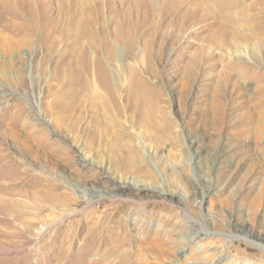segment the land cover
<instances>
[{"label": "rangeland", "instance_id": "obj_1", "mask_svg": "<svg viewBox=\"0 0 264 264\" xmlns=\"http://www.w3.org/2000/svg\"><path fill=\"white\" fill-rule=\"evenodd\" d=\"M221 23L230 30L223 49L212 43ZM98 64L115 91L140 80L161 98L176 144L151 168L163 189L166 176L185 188L162 192L173 204L154 217L148 202L128 215L112 210L106 228L84 210L126 197L79 193L72 169L95 168L98 183L106 173L82 161L81 139L48 113L74 79L87 81L82 91H105ZM260 190L264 0H0V264H122L118 255L137 243L114 241L120 229L129 239L169 234L171 255L153 264H264ZM71 195L82 202L67 208ZM201 229L209 234L193 235Z\"/></svg>", "mask_w": 264, "mask_h": 264}, {"label": "bare ground", "instance_id": "obj_2", "mask_svg": "<svg viewBox=\"0 0 264 264\" xmlns=\"http://www.w3.org/2000/svg\"><path fill=\"white\" fill-rule=\"evenodd\" d=\"M220 27L217 35L212 39V43L217 42L219 49H223L230 30L222 23ZM204 54L205 60L212 56L205 52ZM97 69L99 83L103 85L105 91H82L87 81L74 79L71 87H69V83L67 84V89L69 87L68 90L72 91L66 92L65 90L50 99L48 113L60 127L62 133L71 134L73 142H78L81 139L85 151L82 161L89 159L90 162H93L95 159L96 165L103 171V174L106 173L105 180L98 183V181H92L95 178V168L90 169L85 175H79L80 172L72 169L73 182L78 187L79 193L84 196L88 190H92L94 193L107 194V197L111 199L126 197L121 204L120 202L107 203L103 199H98L97 205H92L84 210L86 214L98 213V221L95 222L106 228V220L110 217L112 210L116 209L113 213H118L117 210H119L123 215H128L125 212L127 207L135 205L132 208V212H134L139 210L136 205H144L148 202L149 205L144 206V211L148 213V216L154 217L159 210H164V207L173 204V201L162 195V192L168 193L174 185H178L184 192L185 188L179 176L177 178L166 176L163 189L158 176L151 168L150 161L156 160L158 150L164 149L165 151V148L170 146L171 151L176 144V137L171 132V121L166 115V107L162 105L161 98L149 91L142 90L141 86L144 85L140 80L132 81L126 90L124 89V93H119L117 88L115 91L109 84L101 64L97 65ZM131 126L133 128L129 129ZM139 138L142 139L141 142L137 140ZM57 156L63 162L73 157L69 152H59ZM89 156L92 158H88ZM159 165L161 169L164 167L162 162ZM69 179L72 178L69 177ZM86 179L90 182L80 183ZM259 196H264V190L259 191ZM70 198L65 202L67 208L82 202V199L78 200L74 195H71ZM88 201L91 199L88 198ZM154 204H159V206ZM176 205L179 206V203ZM183 217L187 222L189 221L187 216ZM116 232L117 236L114 241L118 244L126 243L129 240L137 243L134 251H122L118 255L122 264H153L148 261L150 258L164 260L172 253L170 244H168L170 242L169 234L152 236V234L143 231L129 239L130 234L126 229ZM198 233L209 234L207 229L193 231V235ZM144 242L159 243L165 248H160L159 245L156 248L146 247Z\"/></svg>", "mask_w": 264, "mask_h": 264}]
</instances>
